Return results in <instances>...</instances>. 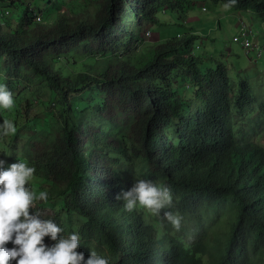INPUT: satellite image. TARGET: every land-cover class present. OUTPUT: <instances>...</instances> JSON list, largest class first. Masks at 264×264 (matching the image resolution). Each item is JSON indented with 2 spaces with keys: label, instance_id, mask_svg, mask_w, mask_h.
<instances>
[{
  "label": "trees",
  "instance_id": "trees-1",
  "mask_svg": "<svg viewBox=\"0 0 264 264\" xmlns=\"http://www.w3.org/2000/svg\"><path fill=\"white\" fill-rule=\"evenodd\" d=\"M226 2L101 0L86 18L57 13L49 29L36 25L29 34L20 28L37 22L38 14L23 9L26 25L14 23L5 13L16 2L0 6V64L11 75H39L49 104H58L56 124L33 134L22 156L42 161L63 208L83 220L77 251L85 257L92 249L109 264H205L199 244L161 230V216L148 221L140 209L128 212L116 199L132 186L126 175L143 161L141 176L170 188L166 210L181 222L200 219L203 209L222 199L232 203V221L209 264H252L251 256L264 264V147L238 142L234 131L236 110L248 100L246 80L236 88L216 54L196 55L201 39L191 27L155 42L142 65L119 53L139 40L133 27L155 41L152 27L163 24L161 14H177L181 27L209 7L252 10L264 20V0H235L225 9ZM67 55L82 59V70L64 74L56 61ZM85 57L92 63L82 65ZM35 140L43 145L39 154L31 148Z\"/></svg>",
  "mask_w": 264,
  "mask_h": 264
},
{
  "label": "rangeland",
  "instance_id": "rangeland-1",
  "mask_svg": "<svg viewBox=\"0 0 264 264\" xmlns=\"http://www.w3.org/2000/svg\"><path fill=\"white\" fill-rule=\"evenodd\" d=\"M16 2L15 8L6 11L5 17L14 23H23L21 11L30 9L41 17L42 22H34L33 25L21 27L20 32L31 33L35 26L47 30L56 18L57 13L78 14L82 18L88 17V14L95 13L101 0H12ZM11 0H0V6L6 7ZM10 10V9H9ZM211 10V11H209ZM214 10V11H213ZM2 16L0 15V18ZM199 17L200 19H196ZM162 25L153 26L152 41L139 33L137 27H133L134 35H138L139 40L134 39L130 46L122 49L121 59L128 61L133 65H142L153 54V45L158 40L165 41L182 33L188 27H191L193 33L200 36L201 41L194 47V53L198 56L214 55L218 60L227 65L228 74L231 77L234 86H240L241 81L246 80L248 91L245 94L248 98L245 106L236 110L234 120V131L238 142L254 143L264 147V115L260 112L264 104V20L259 18L252 10L239 12H229L209 7L208 11H201L194 14L193 17L185 19L186 26L178 25V15L174 13L159 15ZM36 26V28H38ZM246 27L250 34V43L259 47L261 57L254 53L256 50H244L243 47L235 43L233 38ZM145 40H144V38ZM249 38V35H247ZM143 40V41H142ZM197 46L199 47L197 49ZM67 58V60H64ZM83 64H89L91 60L88 57L83 59ZM82 59L73 56H65L56 61V66L61 68L64 74L76 72L81 68ZM92 63V62H90ZM23 70V69H22ZM82 70V69H81ZM25 72V71H24ZM22 76V74H21ZM0 83L6 84L11 90L14 99V105L11 109H0V120H12L16 127V132L8 136L0 137V158L6 161L5 166L19 159L35 168V173L30 181L36 192L44 190L48 193V200L38 201L37 206L42 209L46 218L54 219L64 229L65 235L70 231H77L80 234L81 243V226L83 220L73 212H67L63 208L61 198L55 194L52 188L50 174L43 167L42 161H29L25 159L21 150L29 147L30 138L33 134H41L48 131L55 125L59 111L58 104L53 102L47 96V90L42 78L36 74H29L27 78L9 74L4 65L0 64ZM46 94L45 98L44 95ZM48 142V143H47ZM50 142L46 141L48 145ZM36 144V145H35ZM36 148V154L40 151L37 148H43V145L35 140L31 148ZM9 152L10 154H5ZM143 161L138 162L135 171L126 175V180L133 185L137 178L144 179L141 173L145 169ZM160 184L159 181H153ZM228 199L217 201L213 205L203 209L200 219L194 217L188 222H181L180 230H175L170 223L162 221L165 233L179 234L183 239L199 244L204 253L201 254V262L209 264L216 258L218 241L224 237V232L228 229V224L232 221L234 209ZM148 221H154V217L142 208ZM197 221V224L195 225ZM155 222V221H154ZM203 227H208L205 235L199 237ZM197 229V232L193 231ZM159 233L161 231L159 230ZM60 234L58 233V236ZM45 243H53L48 238H44ZM79 246V245H78ZM253 263L259 264V257L251 256Z\"/></svg>",
  "mask_w": 264,
  "mask_h": 264
},
{
  "label": "clouds",
  "instance_id": "clouds-1",
  "mask_svg": "<svg viewBox=\"0 0 264 264\" xmlns=\"http://www.w3.org/2000/svg\"><path fill=\"white\" fill-rule=\"evenodd\" d=\"M234 2L228 0L223 7L227 9ZM13 105L11 90L0 83V109H11ZM15 132L12 120H0V137ZM5 164L0 158V264H109L106 255L91 248L85 257L83 251H77L80 234L70 231L65 235L60 224L46 218L37 202H46L48 193L36 192L30 184L35 173L33 166L20 159ZM116 199L123 201V208L128 212L142 208L151 216H161L175 230L181 228L182 217L166 210L172 205V193L167 185L137 178ZM46 236L53 243H45Z\"/></svg>",
  "mask_w": 264,
  "mask_h": 264
},
{
  "label": "built area",
  "instance_id": "built-area-1",
  "mask_svg": "<svg viewBox=\"0 0 264 264\" xmlns=\"http://www.w3.org/2000/svg\"><path fill=\"white\" fill-rule=\"evenodd\" d=\"M7 14H8V12H6ZM36 21L39 23V22H42V20H41V17L38 15V16H36ZM248 30H247V28L246 27H243L242 29H241V32L239 33V35H237V36H235L234 38H233V41L235 42V43H238V44H240L242 47H243V49L246 51V50H253V48H254V50H256V52L254 51V53H259L258 54V58H260L261 57V52L262 51H260L259 50V47H257L256 45H255V43L253 44V46H252V44L250 43V34H248ZM247 35H249V38L247 37Z\"/></svg>",
  "mask_w": 264,
  "mask_h": 264
}]
</instances>
